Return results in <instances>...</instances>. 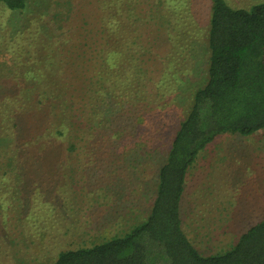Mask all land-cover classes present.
I'll return each mask as SVG.
<instances>
[{
    "label": "trees",
    "instance_id": "1",
    "mask_svg": "<svg viewBox=\"0 0 264 264\" xmlns=\"http://www.w3.org/2000/svg\"><path fill=\"white\" fill-rule=\"evenodd\" d=\"M208 2L203 29L193 0H35L33 6L30 0H0L5 12L22 14L29 5L36 11L7 44L12 65L0 62V78L12 73L10 83L0 82L7 83L0 89V210L14 208L8 196L14 186L5 188L3 181L16 163L31 154L45 165H61L46 155L63 144L77 157V145L97 130L106 99L127 120L137 116L132 105L157 109L173 94L175 101L205 44V79L189 94L185 114L163 144L146 221L90 247L63 251L53 264H264V220L213 256L201 255L182 229L184 186L200 151L222 134L248 137L264 130V0H248L244 7ZM46 106L45 121L28 129L25 117ZM133 120V127L141 123L140 116ZM160 130L158 124L143 135L150 141Z\"/></svg>",
    "mask_w": 264,
    "mask_h": 264
},
{
    "label": "rangeland",
    "instance_id": "2",
    "mask_svg": "<svg viewBox=\"0 0 264 264\" xmlns=\"http://www.w3.org/2000/svg\"><path fill=\"white\" fill-rule=\"evenodd\" d=\"M227 1L233 7L248 4V0ZM30 3L33 6L35 0ZM30 6L18 14L5 12L0 5L3 51L18 30L27 28L29 13L36 12L30 11ZM193 6L200 26L206 29L208 0H193ZM200 44L189 74L177 87L176 100L173 94L168 103L165 98L161 104L165 112H160L161 105L157 109L149 103L132 105L137 108L129 107L137 114L133 119L141 117V123L133 127L134 120L125 119L129 117L126 113L125 117L115 115L117 109L106 99L100 108L101 120L95 123L97 130L77 145V157L74 152L67 153L63 144L46 155L47 159L54 156L62 160L61 165H45L31 154L18 167L16 161L12 164L16 167L8 172L3 186H14V193L8 194L14 208L0 210V264H53L63 251L90 247L146 221L166 149L163 144L185 114L189 94L205 79L206 51L204 42ZM0 62L12 65L9 51L0 52ZM11 76L7 74L0 82L10 83ZM6 84L0 83V89ZM48 107L25 117L28 129L42 121ZM158 124L162 127L159 136L148 141L144 129L153 133ZM84 130L83 124L77 134L82 136ZM116 133L118 137H113ZM92 140L97 143L89 145ZM146 149L158 153L143 156ZM22 169L25 174L17 177ZM22 179L27 184L21 186ZM263 220L264 130L248 137L217 136L200 151L188 171L181 201L184 233L201 255L213 256L227 252L244 232Z\"/></svg>",
    "mask_w": 264,
    "mask_h": 264
}]
</instances>
